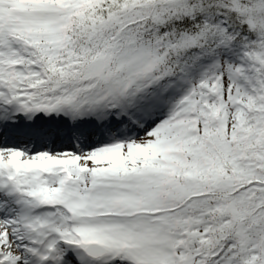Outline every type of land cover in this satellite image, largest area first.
<instances>
[{"label":"snow or ice","instance_id":"snow-or-ice-1","mask_svg":"<svg viewBox=\"0 0 264 264\" xmlns=\"http://www.w3.org/2000/svg\"><path fill=\"white\" fill-rule=\"evenodd\" d=\"M0 264H264V0H0Z\"/></svg>","mask_w":264,"mask_h":264}]
</instances>
